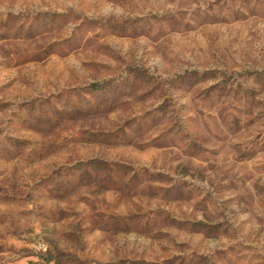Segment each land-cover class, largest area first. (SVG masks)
Masks as SVG:
<instances>
[{"label":"rangeland","instance_id":"obj_1","mask_svg":"<svg viewBox=\"0 0 264 264\" xmlns=\"http://www.w3.org/2000/svg\"><path fill=\"white\" fill-rule=\"evenodd\" d=\"M0 264H264V0H0Z\"/></svg>","mask_w":264,"mask_h":264}]
</instances>
